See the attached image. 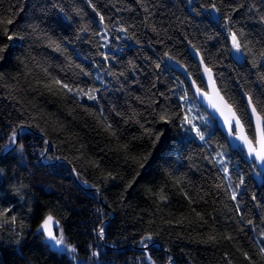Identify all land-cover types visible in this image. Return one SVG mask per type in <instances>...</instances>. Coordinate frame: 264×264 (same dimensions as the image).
Listing matches in <instances>:
<instances>
[{
	"label": "trees",
	"instance_id": "obj_1",
	"mask_svg": "<svg viewBox=\"0 0 264 264\" xmlns=\"http://www.w3.org/2000/svg\"><path fill=\"white\" fill-rule=\"evenodd\" d=\"M193 49L251 138L264 0H0V154L22 125L43 136L22 132L0 159V264H264V179L165 64L204 89ZM49 214L75 252L38 231ZM101 229L161 248L108 250Z\"/></svg>",
	"mask_w": 264,
	"mask_h": 264
},
{
	"label": "snow or ice",
	"instance_id": "obj_2",
	"mask_svg": "<svg viewBox=\"0 0 264 264\" xmlns=\"http://www.w3.org/2000/svg\"><path fill=\"white\" fill-rule=\"evenodd\" d=\"M213 7H215V5H213ZM101 22H103V17H101ZM120 30L125 31V29ZM230 35L232 47L236 50V52H241V44L237 37V34L233 32ZM169 59H171V57H169ZM201 62L203 63V61ZM157 67H159V65H157ZM204 71L208 74V87L210 90L205 91L202 89V87L197 86L196 81H192V86L195 88L197 96L202 97L207 102L210 108H212L215 112H218L220 116L224 118V124L228 129L229 136H234L235 139L240 140L245 146H247L249 156H255L256 161L264 164V105H261L259 107V111H257V106L253 104L252 98L249 97V105L251 106L252 115L255 118V128L253 129L252 137L250 138L249 135L245 132V126L241 122V117L237 115V112L233 110L232 105L225 101L224 97L220 95L219 90L216 88L211 69L206 67ZM56 83L59 84L60 81H56ZM62 87L67 88L70 92L72 91V88H70L67 84H63ZM79 91L83 92V89H80ZM84 94L88 95L89 99H96L94 89H90L88 93ZM188 98L189 97L187 96V94H185L183 97L184 100H187ZM161 119H164V117H161ZM184 122L188 124L192 123L188 116L184 117ZM192 128L194 131H196V134L199 136V138L201 140H204L203 133H201L195 125H192ZM11 139L13 143L16 142L15 135ZM253 141H255V145L253 144ZM22 147L23 146H21V150ZM226 171L227 170L225 169V172ZM241 183H243L242 180ZM232 199H236L235 192H233L232 194ZM53 223H55L57 226L59 224L58 221L54 222L53 216L49 214L44 219L43 224L41 225V228L38 229V231L45 234L49 241L54 242V246H64L68 251L75 252L76 249L74 247L66 244L65 237L62 232H60L59 237H57V235L53 233ZM100 235L102 237L103 229L100 230ZM151 239V236H148L141 243L144 244L145 247H147L146 241H149ZM262 251H264V249H262Z\"/></svg>",
	"mask_w": 264,
	"mask_h": 264
},
{
	"label": "water",
	"instance_id": "obj_3",
	"mask_svg": "<svg viewBox=\"0 0 264 264\" xmlns=\"http://www.w3.org/2000/svg\"><path fill=\"white\" fill-rule=\"evenodd\" d=\"M234 53L238 56L239 59L242 58V53L241 52H236V50H234ZM192 58L194 59V61L196 63H198L199 67H200V77H201V80L203 81L204 83V89L205 91H209V79H208V74L204 71V69L207 67L205 65V63L201 62L203 61L199 52L195 49L191 50L190 52ZM170 56H165V64L168 68L178 72L180 75H182V77L185 79V81L187 82V84L190 86V90H191V94L193 96V98L196 100V102L199 104V106L208 114L210 115L213 119L216 120L217 122V125L220 129V131L224 134V136L226 137L227 139V142L229 144V147L233 150H238V151H242L244 153V157H245V160L247 162H250L251 160H254L255 162V165H256V168H257V172L254 173L255 175V178L257 180H260V176L259 175H262L264 174V164H261L259 161H256L255 160V156H249L248 154V148L247 146H245L240 140H237L235 139L234 136H229L228 134V129L226 127V125L224 124V118L222 116H220V114L218 112H215L212 108H210L207 104V102L202 98V97H198L197 94H196V91H195V88L192 86V81H194L192 79V77L188 74L186 68L181 65L179 62H177L176 60H174L173 58L169 59ZM208 68V67H207ZM212 72V77H213V80L215 81L214 79V73L213 71L211 70ZM198 86V85H197ZM215 86L216 88L218 89L217 85H216V82H215ZM219 90V89H218ZM220 92V90H219ZM220 95H222V93L220 92ZM224 97V96H223ZM225 99V98H224ZM225 101H227L225 99ZM245 104L247 106V112H248V115L250 117V120H251V123H252V126H253V129L255 128V118L253 117L252 115V112H251V106L249 105V99L246 98L245 99ZM234 110V109H233ZM25 131H28V132H31V133H35L37 134L38 136L40 137H43L42 134L38 131H35L29 127H26L24 125L20 126L19 128H17V130L15 131V137H16V142H17V139L19 137V135L22 133V132H25ZM246 132V131H245ZM15 143H12V145L6 149L3 154H1L0 158H2L4 155L8 154L15 146ZM253 144L255 145V141H253ZM50 145V142L49 140H46V149L45 151L48 149ZM40 162L41 163H44V159L42 157H40ZM72 175L74 177V180L79 183L78 181V178L75 174L74 171H72ZM79 186L80 188L83 190V191H93L96 193L97 195V200L99 202H101V197H100V194L99 192L96 190L95 187H91V186H83L79 183ZM152 238V237H151ZM153 244H156L159 248H160V243L152 238L148 243H147V247L150 246V245H153ZM138 248H146L145 246H138ZM172 259H170V262H171ZM168 264H172V263H168Z\"/></svg>",
	"mask_w": 264,
	"mask_h": 264
},
{
	"label": "bare ground",
	"instance_id": "obj_4",
	"mask_svg": "<svg viewBox=\"0 0 264 264\" xmlns=\"http://www.w3.org/2000/svg\"><path fill=\"white\" fill-rule=\"evenodd\" d=\"M234 48H233V54H235L234 53ZM242 53V52H241ZM236 55V54H235ZM206 65V64H205ZM209 68V67H208ZM210 69V68H209ZM214 79H215V75H214ZM215 82H216V80H215ZM216 85H217V83H216ZM192 95V94H191ZM193 97V96H192ZM249 99V98H248ZM247 107V106H246ZM210 116V115H209ZM211 117V116H210ZM212 118V117H211ZM213 119V118H212ZM215 120V119H214ZM215 122H216V120H215ZM216 125H217V122H216ZM217 128L219 129V127H218V125H217ZM220 130V129H219ZM39 132V131H38ZM222 133V132H221ZM223 134V133H222ZM224 135V134H223ZM225 137V136H224ZM225 139H226V137H225ZM226 141H227V139H226ZM45 143H46V140H45ZM227 144H228V142H227ZM228 146H229V144H228ZM230 148V147H229ZM233 150V149H232ZM235 151H238V150H235ZM238 152H241V153H243L242 151H238ZM3 154V153H2ZM244 154V153H243ZM0 156H1V154H0ZM43 158V157H42ZM1 159V158H0ZM71 171H74L75 172V170H73V169H71ZM258 170H257V168H256V165H255V169H253V172H252V177H253V179L258 183V184H260V183H262V181H263V179H264V174H262V175H259L260 176V180H257L256 178H255V175H254V173H256ZM76 174V173H75ZM76 176H77V174H76ZM77 178H78V176H77ZM73 179H74V177H73ZM78 181H79V178H78ZM79 183H80V181H79ZM78 183V184H79ZM81 184V183H80ZM81 185H83V184H81ZM83 186H85V185H83ZM80 187V186H79ZM99 235H100V230H99ZM100 239H101V242H102V244H103V246L106 248V249H108V250H112V251H116V250H120V249H123V248H125V247H131V248H135V249H145V248H138V246H144V244H141V245H138V246H134V245H132V244H128V245H124V246H117V245H112V244H109V243H107V242H105V235H104V233H103V235H102V237L100 236ZM150 241V240H149ZM148 241V242H149ZM148 242H146V243H148ZM149 247V246H148ZM147 248V247H146ZM160 248H161V245H160Z\"/></svg>",
	"mask_w": 264,
	"mask_h": 264
}]
</instances>
